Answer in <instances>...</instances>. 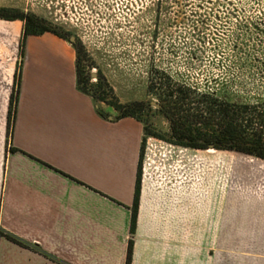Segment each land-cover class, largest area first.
Masks as SVG:
<instances>
[{"label":"rangeland","instance_id":"1","mask_svg":"<svg viewBox=\"0 0 264 264\" xmlns=\"http://www.w3.org/2000/svg\"><path fill=\"white\" fill-rule=\"evenodd\" d=\"M2 8L44 21L64 36L75 61L76 45L81 51L83 76L90 78L85 87L93 95V85L102 76L106 104L93 102L113 119L120 113L107 103L157 108L153 105L157 101L148 94L150 74L156 71L198 87L226 84L251 96L264 91V0H0ZM22 30L20 21L0 20V155L13 149L7 122L22 68L19 107L28 57L27 40L26 59L20 67ZM71 37L75 42H70ZM244 65L250 67L249 72L241 69ZM32 72L40 75L45 86L39 101L33 103L37 150L84 170L95 154L97 174L119 175L121 189L127 190L132 179L125 166L140 149L136 131L131 126H115L98 113L90 97L77 90L75 69L57 49L48 51L38 70L29 67L27 76ZM142 118L156 134L168 133L169 123L157 110L146 107ZM150 138L163 142L152 137L146 142ZM213 151L174 146L172 157L179 163L176 178L180 179L176 185L192 196L201 193L202 199L213 196L214 202L215 196L219 200L223 194L225 206L236 204L244 209L245 202L264 200L263 161ZM145 154L146 144L141 180ZM152 175L145 183L167 190L170 177L163 171ZM169 175L175 177L171 171ZM248 207L260 219L261 209ZM103 243L97 238L91 255L81 251L79 256L51 257V264H109Z\"/></svg>","mask_w":264,"mask_h":264},{"label":"crops","instance_id":"2","mask_svg":"<svg viewBox=\"0 0 264 264\" xmlns=\"http://www.w3.org/2000/svg\"><path fill=\"white\" fill-rule=\"evenodd\" d=\"M55 49L75 69V56L64 40L49 33L28 39L11 141L15 151L0 155V229L25 247L1 238L0 264H51V257L79 256L81 251L91 255L97 238L104 242L109 264H126L131 240L132 264H264V200L245 202L243 209L236 204L225 206L223 194L219 200L215 196L214 202L213 196L211 200L202 199L201 193L192 196L181 186L160 190L143 182L135 233L131 234L144 138L143 125L137 120L107 119L115 126H131L140 139L139 154L131 155L125 166L132 180L124 192L119 175L97 174L95 154L84 170L37 150L33 103L39 101L45 86L39 74L32 72L28 77L27 71L29 67L38 70L48 51ZM248 205L263 210L260 219H255L257 214Z\"/></svg>","mask_w":264,"mask_h":264},{"label":"trees","instance_id":"3","mask_svg":"<svg viewBox=\"0 0 264 264\" xmlns=\"http://www.w3.org/2000/svg\"><path fill=\"white\" fill-rule=\"evenodd\" d=\"M0 20L23 23L20 67L25 62L26 43L30 37L49 33L65 40L64 36L31 14L2 8L0 9ZM73 46L77 53L75 63L77 89L92 98L93 101L96 99L106 104V97L103 96V93L107 86H104V79L99 74L98 83L93 85L94 94L90 95L85 87L90 78L83 76L81 51L76 45ZM241 69L249 72L250 67L244 65ZM19 71H21V76L18 77L19 81L17 79L18 91L12 98L7 122L11 141L18 115L22 68ZM238 85L244 86L241 83ZM148 94L157 101L159 107L155 108L151 105L146 107L155 109L164 116L169 123L168 133L158 135L146 126L142 118L146 110L143 104L121 106L107 103L108 106L120 113L117 118H114V121L133 118L140 122L144 129L135 199L132 207L131 234L133 235L138 218L141 192V159L147 138L152 137L167 144L194 151H209L210 147H213L215 151L243 154L264 162V91L256 96H251L244 89L234 91L226 84L212 88L198 87L173 80L165 72L156 71L150 74ZM97 111L102 117L109 118L102 110L98 109ZM14 151L15 149H12V152ZM1 238L25 247L22 241L0 229ZM132 249L133 241L131 240L126 264H132Z\"/></svg>","mask_w":264,"mask_h":264},{"label":"built area","instance_id":"4","mask_svg":"<svg viewBox=\"0 0 264 264\" xmlns=\"http://www.w3.org/2000/svg\"><path fill=\"white\" fill-rule=\"evenodd\" d=\"M173 148V145L167 144L165 142L157 143L151 138L148 139L146 142V154L142 178L143 182H147V180H150L152 177H154L152 175L154 171H163V174H165L167 179L170 177L171 180H168L169 182L166 184L167 187H172L177 184V182L180 180L176 178L178 174L177 167L179 166V163H177L172 157ZM170 171L174 173V178L169 175Z\"/></svg>","mask_w":264,"mask_h":264},{"label":"water","instance_id":"5","mask_svg":"<svg viewBox=\"0 0 264 264\" xmlns=\"http://www.w3.org/2000/svg\"><path fill=\"white\" fill-rule=\"evenodd\" d=\"M70 42H75V38L71 37L70 38ZM93 76H95V75H93ZM153 105L156 106V107H159V105L157 103H153ZM110 119L112 120L113 118L110 117ZM210 150H213V147H210Z\"/></svg>","mask_w":264,"mask_h":264}]
</instances>
